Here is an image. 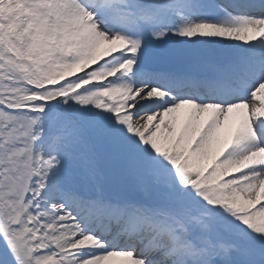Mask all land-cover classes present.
Here are the masks:
<instances>
[{"label":"snow or ice","instance_id":"1","mask_svg":"<svg viewBox=\"0 0 264 264\" xmlns=\"http://www.w3.org/2000/svg\"><path fill=\"white\" fill-rule=\"evenodd\" d=\"M0 264H264V0H0Z\"/></svg>","mask_w":264,"mask_h":264},{"label":"bare ground","instance_id":"2","mask_svg":"<svg viewBox=\"0 0 264 264\" xmlns=\"http://www.w3.org/2000/svg\"><path fill=\"white\" fill-rule=\"evenodd\" d=\"M254 198V197H253Z\"/></svg>","mask_w":264,"mask_h":264}]
</instances>
